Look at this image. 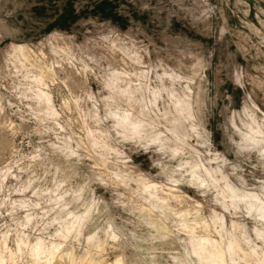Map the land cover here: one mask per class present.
I'll list each match as a JSON object with an SVG mask.
<instances>
[{
	"label": "clouds",
	"instance_id": "clouds-1",
	"mask_svg": "<svg viewBox=\"0 0 264 264\" xmlns=\"http://www.w3.org/2000/svg\"><path fill=\"white\" fill-rule=\"evenodd\" d=\"M0 264H264V0H0Z\"/></svg>",
	"mask_w": 264,
	"mask_h": 264
},
{
	"label": "rangeland",
	"instance_id": "rangeland-1",
	"mask_svg": "<svg viewBox=\"0 0 264 264\" xmlns=\"http://www.w3.org/2000/svg\"><path fill=\"white\" fill-rule=\"evenodd\" d=\"M105 14H106V15H110V13H105ZM69 19H73V17H71V11H70V9H66V10H65V16H64L63 21H64L65 23H67V21H68Z\"/></svg>",
	"mask_w": 264,
	"mask_h": 264
},
{
	"label": "trees",
	"instance_id": "trees-1",
	"mask_svg": "<svg viewBox=\"0 0 264 264\" xmlns=\"http://www.w3.org/2000/svg\"><path fill=\"white\" fill-rule=\"evenodd\" d=\"M64 19V17H62V20Z\"/></svg>",
	"mask_w": 264,
	"mask_h": 264
}]
</instances>
